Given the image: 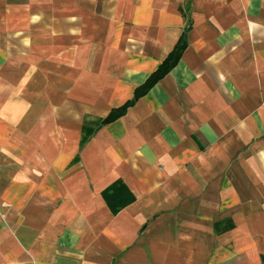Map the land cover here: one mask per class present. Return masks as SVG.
Returning a JSON list of instances; mask_svg holds the SVG:
<instances>
[{
  "label": "crops",
  "instance_id": "crops-1",
  "mask_svg": "<svg viewBox=\"0 0 264 264\" xmlns=\"http://www.w3.org/2000/svg\"><path fill=\"white\" fill-rule=\"evenodd\" d=\"M0 264H264V0H0Z\"/></svg>",
  "mask_w": 264,
  "mask_h": 264
},
{
  "label": "trees",
  "instance_id": "trees-1",
  "mask_svg": "<svg viewBox=\"0 0 264 264\" xmlns=\"http://www.w3.org/2000/svg\"><path fill=\"white\" fill-rule=\"evenodd\" d=\"M186 25L183 29V32L176 43L174 49L171 53L167 56V58L158 66L155 72H153L147 80L144 82L143 85L138 87L133 95V98L126 102L123 106L118 109L112 110L111 113L106 117L104 120L101 121V124L111 123L118 118L122 117L127 109L131 107L139 98L143 97L148 91L159 81L161 80L168 72H170L179 61L183 51L185 50L187 43H186V36L187 33L191 29V17H190V9L186 7Z\"/></svg>",
  "mask_w": 264,
  "mask_h": 264
}]
</instances>
